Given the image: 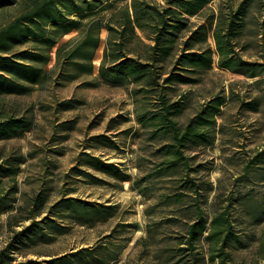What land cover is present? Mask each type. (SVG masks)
Listing matches in <instances>:
<instances>
[{
  "label": "trees",
  "instance_id": "16d2710c",
  "mask_svg": "<svg viewBox=\"0 0 264 264\" xmlns=\"http://www.w3.org/2000/svg\"><path fill=\"white\" fill-rule=\"evenodd\" d=\"M15 1L0 0V9ZM120 1L127 0H37L0 31V50L7 48L9 42L32 40L44 45L48 52L63 36L77 31L79 36L75 40L56 48L57 61L76 63V77L93 75L96 69L97 81L125 90L140 125L141 144L134 176L123 165L88 153L83 155L89 169L121 183L129 182L132 191L145 201H153L144 209L148 219L146 235L136 241L144 254L140 260L145 264H229L230 247L241 245L240 233L235 228L237 220H233L228 207L218 211L214 203L209 204L213 185L206 173L211 162L201 160L198 150L214 145L222 131V126L218 131L217 118L232 96L225 92L212 96L193 115L180 121L188 108L189 96V91H182L181 86L198 83L199 75L211 70L214 64L220 70L254 79L251 86L264 83V56L252 60L244 55L249 45L243 42L242 35L252 2H227L214 11L208 8L214 0H129L116 7ZM107 11L112 12L98 16ZM86 19L89 20L84 24ZM103 31L105 46L96 68L94 60ZM38 56L45 62L49 59L28 50L8 56L0 54V71L37 83L41 68L33 67L29 60ZM2 79L9 81L0 72ZM261 99L259 95L250 96L241 102V109L258 113ZM66 103L62 105L67 107ZM31 125L23 118L0 120V139L26 132ZM16 165L0 157V182L10 180L13 194L17 192ZM263 167L264 149L253 154L242 175L247 177L250 172L264 170ZM84 174L93 177L90 172ZM4 199L6 194L0 193V213L8 211L2 206ZM43 201L38 194L23 219L7 223L11 228L31 220L0 251V264L11 259L14 244L24 241L27 232L42 223L43 220L36 219L43 214L39 208ZM72 201L77 200L67 198L54 207ZM208 205L213 208L212 214ZM114 233L105 236L108 243H113ZM129 240L130 237L104 264L116 261ZM86 251L89 250H78L73 256ZM258 255L264 264V233Z\"/></svg>",
  "mask_w": 264,
  "mask_h": 264
},
{
  "label": "rangeland",
  "instance_id": "374dc122",
  "mask_svg": "<svg viewBox=\"0 0 264 264\" xmlns=\"http://www.w3.org/2000/svg\"><path fill=\"white\" fill-rule=\"evenodd\" d=\"M36 1L16 0L2 7L0 31ZM239 1L214 0L208 8L217 11L221 4ZM128 2H117L116 7ZM251 2L242 38L249 45L245 57L254 60L264 56V0ZM111 12L98 16L102 18ZM78 36L77 31H71L48 52L44 45L32 40L9 42L7 48L0 50L2 56L28 50L49 58L47 62L40 56L29 60L33 67L41 68L39 80L34 84L0 71L9 78L0 80V120L14 117L32 123L28 131L0 139V157L19 168L15 194L10 193V180L0 182V193L6 194L2 206L8 208L0 213V251L31 220L11 228L7 223L23 219L38 194L44 199L39 207L43 214L36 219L43 220L42 223L28 231L24 241L13 245L11 259L4 264H104L116 255L128 237L130 240L117 260L109 264H145L139 258L144 254L136 241L146 235L148 219L144 209L153 201H145L132 191L129 182L121 183L89 169L83 156L88 153L123 165L134 176L141 144L140 125L125 90L97 81L96 74L76 77V63L57 61L56 48ZM105 38L103 31L94 60L96 68ZM199 76L198 83L181 86L182 91H189V96L188 108L180 121L193 115L212 96L221 92L232 96L217 118L218 131L220 126L222 131L218 132L214 145L198 152L201 160L211 162L206 173L213 185L209 204L214 203L218 211L228 207L233 220H237L235 228L240 233L241 245L230 247L229 264H262L258 246L264 233V170L250 172L247 177L242 174L253 154L264 149V83L251 86L254 79L220 70L216 64ZM255 95L262 96L260 112L242 110L241 102ZM64 102L67 107L62 105ZM67 198L77 201L54 207ZM208 207L212 214V206ZM112 232L114 241L108 243L105 236ZM84 248L89 251L73 256Z\"/></svg>",
  "mask_w": 264,
  "mask_h": 264
},
{
  "label": "crops",
  "instance_id": "0c3cea01",
  "mask_svg": "<svg viewBox=\"0 0 264 264\" xmlns=\"http://www.w3.org/2000/svg\"><path fill=\"white\" fill-rule=\"evenodd\" d=\"M96 52H97V51H96ZM95 57H96V56H95ZM95 74L97 75V73H96V69H95V71H94V74H93V75H95Z\"/></svg>",
  "mask_w": 264,
  "mask_h": 264
}]
</instances>
